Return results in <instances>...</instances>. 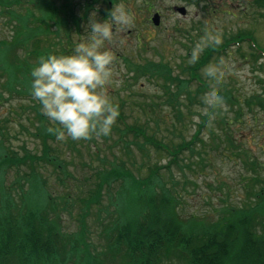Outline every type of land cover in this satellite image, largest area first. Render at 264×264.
I'll return each instance as SVG.
<instances>
[{
  "label": "rangeland",
  "instance_id": "obj_1",
  "mask_svg": "<svg viewBox=\"0 0 264 264\" xmlns=\"http://www.w3.org/2000/svg\"><path fill=\"white\" fill-rule=\"evenodd\" d=\"M24 1L20 7L10 2L0 4V40L4 39L9 48L6 60L17 56L14 50L23 58L13 28L24 33L36 26L35 16L24 22V30L13 21L27 8L33 10L34 2ZM198 1L194 4L190 0H115L104 19H99V11L107 9L102 3L94 4L88 17L80 18L72 37L69 34L73 49L76 43L87 39L85 29L93 13L96 19L110 22L112 10L122 9L128 14L129 23L116 24L113 40L105 43L115 56L111 65L113 79L107 91L119 104L120 112L107 136L57 140L48 129L59 125L41 112L39 102L35 105L36 113L30 109L32 98L15 99L3 91L5 104L0 106V120L5 122L0 123V158L1 154L37 158L18 168L11 165L17 169L6 175L4 188L11 186L9 191L15 200L24 196L41 200L38 193L43 199L50 198L58 206L63 226L75 232L84 225L85 238L96 251L102 248L101 228L114 221H127L134 208L136 215L138 204L154 207L152 203L158 202L153 210L162 212L165 207L169 217L180 226H213L226 221L222 215H232L230 208H255L261 202L264 207V110L257 105L264 96V56H255L245 41L239 47L228 45L223 51H213L237 40V34L252 37L264 50L263 3ZM86 2L79 3L82 14ZM180 6L186 7V16L175 12L174 8ZM153 12L161 15L158 27L150 22ZM197 44L202 45V50L195 65L190 57ZM191 68L200 83L207 85L210 92L206 95L198 88L199 83L192 80ZM209 70L213 73L211 78L205 76ZM213 90L219 98L209 94ZM253 98L259 100L250 111L244 102ZM204 99L220 110L211 117L208 128L195 136L202 117L209 112L206 108L210 110L212 106H205ZM229 100L242 105L237 119L239 107L228 103ZM9 110L19 111L18 115L16 111L11 113L13 121L6 118ZM223 117L232 121L230 129L220 126L219 119ZM135 130L142 135L135 134ZM228 136L242 149L236 152L237 147H227ZM193 138L195 141L189 144ZM148 140L155 145L147 144L151 143ZM245 155L251 161L248 167ZM47 158H57L62 167L56 166L59 163L51 165ZM257 165L259 169L254 171ZM108 174L111 179L103 186L100 200L91 205L89 215L82 220L83 203L97 191L98 178ZM64 200L69 201L65 207ZM254 213L261 223L263 213ZM49 217L57 221L56 217Z\"/></svg>",
  "mask_w": 264,
  "mask_h": 264
},
{
  "label": "trees",
  "instance_id": "obj_2",
  "mask_svg": "<svg viewBox=\"0 0 264 264\" xmlns=\"http://www.w3.org/2000/svg\"><path fill=\"white\" fill-rule=\"evenodd\" d=\"M80 1L82 0H32L33 10L27 8L26 12L13 19L23 29L24 22L29 21V17L35 16L36 26L30 32H25L23 29L24 33L13 28L15 43L23 51L22 59L19 58L21 54L14 50L17 56L6 60L5 54L9 48L4 39L0 40V106L5 104V98H2L3 91L15 99L33 97L29 85L30 71L38 63L39 57L49 52L70 53L71 51H66L69 48L72 49L73 46L71 40L69 42V34L77 27L80 18L87 16L94 4L102 3L103 8L107 10L99 11L101 15L99 19H104L115 3V0H87L86 9L82 14ZM8 2L20 7L24 6L25 1L0 0L2 5H7ZM213 51L219 50L213 49ZM206 87L205 84V87L199 85L198 88L203 93ZM213 93L217 98L220 97L216 91L213 90ZM30 100H32L30 109L37 113L35 105H38L39 101L35 98ZM205 100L203 102L205 106L213 104H207ZM258 100L253 98V100L245 101L244 105L253 111ZM227 102L238 105L236 119L240 117L242 105L236 100L234 103L230 100ZM257 105L264 110V96H261ZM209 108L211 109L206 108L209 112L202 117L195 136L208 128L211 117L217 115L216 113L220 110V107L215 105ZM14 111L16 115L19 114V111ZM14 111L9 110L6 118L13 121L11 113ZM39 117L43 118L41 113ZM1 122L5 120L1 119ZM219 122L225 130L230 129L232 124L231 120L224 117L219 119ZM38 130L43 134V130L40 128ZM135 134L142 135L136 130ZM148 141L151 143L147 142V144L155 145L153 140ZM194 141L193 138L189 144ZM226 144L227 147H237L236 152L242 149L239 143L236 145L232 141L231 136H228ZM46 149L47 146L44 145V156ZM243 158L240 157L242 160ZM34 160H37L35 156L26 155L19 158L1 154L0 264H264V207L262 202L255 208H242V210L230 208L228 210L232 215L228 217L222 215L226 221H219L213 226L196 224L180 226L169 217L164 210L165 207L162 212L153 210L158 207V202L157 204L152 203L154 207L150 204L140 207L138 204L139 210L136 215L134 208L133 217H128L127 221L120 224H115L114 221L101 228L99 239L102 241V248L98 251L93 250V244L85 238L84 225H81L75 232L64 227L62 217L58 213V206L51 202L50 198L43 199L42 194L38 193L41 200L24 196L17 201L16 197L10 194L11 186L4 188L5 177L9 172L13 173L12 170L23 165L22 163ZM245 160L246 167H248L251 163L248 155H245ZM53 161L55 159H48L51 165H54ZM254 163L252 166L255 165ZM11 165H16L17 168H12ZM258 169L257 165L254 171ZM17 176L18 179L21 178L19 172ZM110 179L111 174L105 178H98L97 182L100 184L97 191L83 203L82 220L89 215L91 205L100 200L103 186ZM29 185L28 183L27 186ZM69 198L70 196H67V199ZM47 203L49 204L46 205ZM68 204V200L63 201L64 207ZM254 212L263 213L261 223L254 218ZM49 216L56 217L57 221H53Z\"/></svg>",
  "mask_w": 264,
  "mask_h": 264
},
{
  "label": "clouds",
  "instance_id": "obj_3",
  "mask_svg": "<svg viewBox=\"0 0 264 264\" xmlns=\"http://www.w3.org/2000/svg\"><path fill=\"white\" fill-rule=\"evenodd\" d=\"M111 22L92 14L85 31L86 40L74 45L70 53L49 52L39 57L31 69L30 92L41 105V112L59 127L48 130L63 141L107 136L120 114L119 104L108 95L112 82L114 53L105 47L114 38L116 24L129 23L126 12L112 10ZM202 45L193 49L190 62L199 58ZM212 70L205 73L211 78Z\"/></svg>",
  "mask_w": 264,
  "mask_h": 264
},
{
  "label": "water",
  "instance_id": "obj_4",
  "mask_svg": "<svg viewBox=\"0 0 264 264\" xmlns=\"http://www.w3.org/2000/svg\"><path fill=\"white\" fill-rule=\"evenodd\" d=\"M179 12H181L182 14L185 13L183 8L179 9ZM152 21L155 25H158L159 24V16L157 14H155L154 17L152 18Z\"/></svg>",
  "mask_w": 264,
  "mask_h": 264
}]
</instances>
